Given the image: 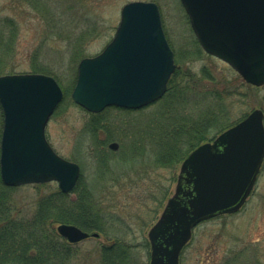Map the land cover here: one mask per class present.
Here are the masks:
<instances>
[{"label":"water","instance_id":"95a60500","mask_svg":"<svg viewBox=\"0 0 264 264\" xmlns=\"http://www.w3.org/2000/svg\"><path fill=\"white\" fill-rule=\"evenodd\" d=\"M181 3L202 49L229 65L246 83L264 86V0ZM176 67L158 5L131 2L123 7L115 35L103 51L80 61L71 98L94 114L109 107L139 110L166 94ZM63 100L64 91L52 76H0L4 114L0 174L5 186L55 182L65 194L74 191L80 166L59 156L46 137L47 125ZM263 162L261 109L194 149L181 164L173 196L149 231L150 264H180L198 225L240 211L255 188ZM56 229L71 244L99 237L76 225Z\"/></svg>","mask_w":264,"mask_h":264},{"label":"rangeland","instance_id":"374dc122","mask_svg":"<svg viewBox=\"0 0 264 264\" xmlns=\"http://www.w3.org/2000/svg\"><path fill=\"white\" fill-rule=\"evenodd\" d=\"M50 1L65 15L71 14L67 10L70 5L74 6L73 14L77 17L88 13L95 21L92 25L98 30V35L85 47V57L98 55L111 41L120 23L122 8L126 4L144 1L154 2L159 6L164 31L175 54V63L185 74L189 71L200 73L204 68L214 74L231 69L226 63L207 54L197 43L180 0ZM25 4V0H0V16H11L20 22L19 47L23 52H30L40 40L39 17ZM46 15L53 17L51 11H47ZM47 52L51 53H47V57L41 58L40 62L49 68L53 73L52 77L64 91V100L47 125L49 143L62 158L79 164L81 178L91 185L95 193L103 191L109 181L119 180L111 181L109 188L101 196L110 219V224L106 227L107 234H102L100 238L91 237L72 246L71 251L75 255L71 264H97L99 245L109 244L113 236L132 246L136 264H150L151 244L148 234L175 192L177 180L172 181V175L175 173L178 179L182 163L174 172L163 167L149 169L150 172L144 173L137 183L133 181L131 174L138 173L145 167H155L156 160L150 158L154 155L151 150L146 157L138 158L142 152L137 149L135 141L141 138L144 131L149 135L155 134L157 138L163 119L156 113L124 112L109 108L101 116L106 124H112L116 138L104 147V151L115 155L108 156L99 150L95 151L97 141L90 134L92 126H87L92 115L71 98L80 61H75L77 50L74 48L67 51L65 43L60 42L53 43ZM18 64L21 66L14 74L30 73L29 59L19 57L16 65ZM234 74L238 75L233 70L232 75ZM198 100L202 102L201 96ZM232 104L234 122L255 109L264 112V86L254 87L243 82L238 95L233 97ZM104 137L102 135L99 139ZM155 150L158 151L159 148L156 146ZM109 158L110 160H105ZM50 184V190L58 188L57 183ZM29 186L31 187L20 189L14 194L22 210H32L40 190L35 185ZM230 258H233V264H264V163L244 207L235 214L221 215L197 226L191 241L181 254L180 264H223Z\"/></svg>","mask_w":264,"mask_h":264},{"label":"trees","instance_id":"16d2710c","mask_svg":"<svg viewBox=\"0 0 264 264\" xmlns=\"http://www.w3.org/2000/svg\"><path fill=\"white\" fill-rule=\"evenodd\" d=\"M25 1V6L31 8L39 17L40 40L30 52L21 51L20 22L11 16H0V76L14 74L21 66L16 65L19 57L29 59L30 73L53 76L49 68L40 62L41 58L47 57V53H51L47 51L53 43H65L67 51L75 48L76 63L85 58V47L98 35V30L92 25L95 21L88 13L77 17L73 14L74 6L69 5L67 10L71 14L65 15L64 12H59L50 0ZM47 11H51L53 17L47 16ZM232 71L224 69L214 74L204 68L200 73L189 71L185 74L177 67L164 97L148 107L137 110L140 113H156L163 121L157 138L155 134L149 135L144 131L141 138L135 141L137 149L142 152L138 158L146 157L152 151L154 155L150 158L156 160L155 167H145L138 173L131 174L135 183L145 175L144 173H149V169L163 167L176 171L195 148L212 141L215 136L247 116L234 122L232 99L238 95V89L244 80L239 75H232ZM76 80L77 78L73 82L74 86ZM200 96L201 103L198 102ZM102 113H90L92 119L87 126H92L90 134L97 141V145H94L95 151L99 150L108 156L115 155L104 151V147L116 138V134L112 131V124H106L102 120ZM3 126L4 114L0 105V145ZM153 131L155 132V129ZM102 135L105 137L99 139ZM121 139L124 140L123 137ZM156 146L158 151L155 150ZM176 180L174 173L172 181ZM111 181L119 182L118 179ZM111 181L100 193H95L83 178L69 194L61 192L59 188L50 190V183L37 184L35 186L40 190L32 210H22L14 194L31 186L7 187L0 174V264H71L75 255L71 251L74 245L62 238L56 227L69 224L76 225L88 233H98L100 237L107 234L106 227L110 224V219L101 196L105 194ZM111 238V241L107 239L109 244L99 245L100 256L97 264H136L132 246L121 238ZM223 264H233V258Z\"/></svg>","mask_w":264,"mask_h":264},{"label":"flooded vegetation","instance_id":"af4514ba","mask_svg":"<svg viewBox=\"0 0 264 264\" xmlns=\"http://www.w3.org/2000/svg\"><path fill=\"white\" fill-rule=\"evenodd\" d=\"M116 149V148H115Z\"/></svg>","mask_w":264,"mask_h":264}]
</instances>
